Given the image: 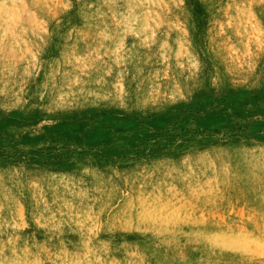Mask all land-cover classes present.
Masks as SVG:
<instances>
[{
	"label": "rangeland",
	"instance_id": "1",
	"mask_svg": "<svg viewBox=\"0 0 264 264\" xmlns=\"http://www.w3.org/2000/svg\"><path fill=\"white\" fill-rule=\"evenodd\" d=\"M0 264H264V0H0Z\"/></svg>",
	"mask_w": 264,
	"mask_h": 264
},
{
	"label": "bare ground",
	"instance_id": "2",
	"mask_svg": "<svg viewBox=\"0 0 264 264\" xmlns=\"http://www.w3.org/2000/svg\"><path fill=\"white\" fill-rule=\"evenodd\" d=\"M88 48H90V47H88Z\"/></svg>",
	"mask_w": 264,
	"mask_h": 264
}]
</instances>
